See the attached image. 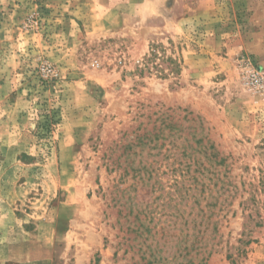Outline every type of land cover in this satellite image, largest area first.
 <instances>
[{
    "label": "rangeland",
    "instance_id": "374dc122",
    "mask_svg": "<svg viewBox=\"0 0 264 264\" xmlns=\"http://www.w3.org/2000/svg\"><path fill=\"white\" fill-rule=\"evenodd\" d=\"M61 4L0 0V264H264V0Z\"/></svg>",
    "mask_w": 264,
    "mask_h": 264
},
{
    "label": "crops",
    "instance_id": "0c3cea01",
    "mask_svg": "<svg viewBox=\"0 0 264 264\" xmlns=\"http://www.w3.org/2000/svg\"><path fill=\"white\" fill-rule=\"evenodd\" d=\"M69 4H61V7H64V10H68L71 12L77 13H87L92 14V19L87 20L88 23L93 24L95 28L97 25H104V27H114L112 15L122 14L126 12L125 10L135 11L137 14H141L142 11L150 12L151 14L160 13V9H154V7L150 6L151 0H140V4H127V0H68ZM185 19V18H184ZM186 21V19H185ZM122 23V22H120ZM122 26H115V28H122ZM7 87L8 84L6 83Z\"/></svg>",
    "mask_w": 264,
    "mask_h": 264
},
{
    "label": "built area",
    "instance_id": "2783aa9c",
    "mask_svg": "<svg viewBox=\"0 0 264 264\" xmlns=\"http://www.w3.org/2000/svg\"><path fill=\"white\" fill-rule=\"evenodd\" d=\"M240 71L250 89L256 91L264 89V71L254 63L251 57L242 59Z\"/></svg>",
    "mask_w": 264,
    "mask_h": 264
},
{
    "label": "trees",
    "instance_id": "16d2710c",
    "mask_svg": "<svg viewBox=\"0 0 264 264\" xmlns=\"http://www.w3.org/2000/svg\"><path fill=\"white\" fill-rule=\"evenodd\" d=\"M199 142L206 149L208 161L213 162V160H216L217 162H221L223 160L222 158H219L218 157V152L217 151H214L215 146L213 144H208V142H204V138L201 139ZM196 144L198 145L199 143H196ZM193 163L194 164L200 163V159H198L197 157L194 156L193 157ZM189 178L193 179L194 181L199 180V176L196 175L194 172L190 173ZM175 181L177 182V185L180 182L178 179H175ZM190 185L191 186H190L189 190L194 189V186H195L194 183H191ZM208 217H210V215ZM191 248L192 249L195 248V243H193L191 245ZM191 262H192V264H194V261H191Z\"/></svg>",
    "mask_w": 264,
    "mask_h": 264
}]
</instances>
